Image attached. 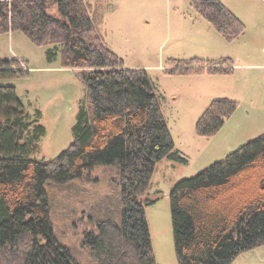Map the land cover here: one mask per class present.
Wrapping results in <instances>:
<instances>
[{
    "label": "trees",
    "instance_id": "obj_1",
    "mask_svg": "<svg viewBox=\"0 0 264 264\" xmlns=\"http://www.w3.org/2000/svg\"><path fill=\"white\" fill-rule=\"evenodd\" d=\"M190 2L227 41L244 33L243 21L221 0ZM90 7L88 0H0V33L20 30L36 45H52L49 61L60 56L63 66L87 68L80 72L85 94L73 140L48 161L29 157L45 133L40 111L30 115L13 85L0 86V264H157L144 213V204L155 199L143 196L159 160L186 159L174 146L146 70L125 66L106 46ZM170 61L178 66L169 73L232 69L230 58ZM27 74L23 60L0 59V77ZM236 107L228 97L212 100L196 121V133L215 134ZM96 165L110 167L111 174L108 192L78 219L85 223L83 262L54 231L47 189L73 182ZM169 199L178 264H230L263 245L264 132L179 180Z\"/></svg>",
    "mask_w": 264,
    "mask_h": 264
},
{
    "label": "rangeland",
    "instance_id": "obj_2",
    "mask_svg": "<svg viewBox=\"0 0 264 264\" xmlns=\"http://www.w3.org/2000/svg\"><path fill=\"white\" fill-rule=\"evenodd\" d=\"M90 14L106 46L127 67L144 68L154 84L174 142L186 162L159 160L143 198L151 245L157 264H178L174 251L169 193L179 180L192 177L264 132V0H221L245 24L237 39L227 41L200 16L190 0H88ZM53 7L51 12H55ZM51 44L36 45L22 31L0 33V59H21L28 74L22 79L0 77L13 85L30 115L38 109L45 133L29 157L48 161L72 142V127L85 88L86 67L63 66L60 56L47 59ZM199 57L220 62L230 58L228 73H169L170 59ZM216 66H226L221 63ZM220 97L237 107L211 136L196 133L195 124L210 102ZM110 167L96 165L81 178L51 184V220L55 233L87 261L81 246L88 205L108 192ZM74 211L75 213L73 214ZM230 264H264V244L238 254Z\"/></svg>",
    "mask_w": 264,
    "mask_h": 264
}]
</instances>
